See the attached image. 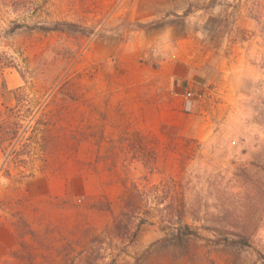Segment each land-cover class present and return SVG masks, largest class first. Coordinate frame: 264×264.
<instances>
[{
	"label": "rangeland",
	"instance_id": "rangeland-1",
	"mask_svg": "<svg viewBox=\"0 0 264 264\" xmlns=\"http://www.w3.org/2000/svg\"><path fill=\"white\" fill-rule=\"evenodd\" d=\"M133 1L0 0V264H264V0ZM185 28L210 64L178 116L164 67L201 53L157 43Z\"/></svg>",
	"mask_w": 264,
	"mask_h": 264
},
{
	"label": "crops",
	"instance_id": "crops-1",
	"mask_svg": "<svg viewBox=\"0 0 264 264\" xmlns=\"http://www.w3.org/2000/svg\"><path fill=\"white\" fill-rule=\"evenodd\" d=\"M194 0H134L132 7L133 17L139 21H153L161 20L167 17L170 13H175L178 16L186 10L188 4ZM167 31V36L170 37L167 41L159 39L157 44L167 48L170 51L186 52L193 50L201 53L198 58V63L190 62L186 57L178 56L164 67V82L162 86L166 89V101L165 106L171 113L181 116V109L184 104V100L188 98L184 91L185 80L189 77H194L195 74L202 72L206 66L210 64V49L204 42L196 41L192 39L193 36L188 29H183L180 33L174 31ZM171 33V34H170ZM164 33H160V36H166ZM157 40V38H155ZM158 40V41H159ZM150 43V41H148ZM195 66V68H194ZM197 66V69H196ZM10 87L9 82L0 79V102H2L7 108L14 107L16 99L15 92ZM15 90V89H14ZM201 97L200 94H198ZM204 115L209 114V110L201 111ZM205 118V117H203ZM10 243L8 248L11 249L16 243L15 239L9 234ZM1 252V246H0Z\"/></svg>",
	"mask_w": 264,
	"mask_h": 264
},
{
	"label": "trees",
	"instance_id": "trees-1",
	"mask_svg": "<svg viewBox=\"0 0 264 264\" xmlns=\"http://www.w3.org/2000/svg\"><path fill=\"white\" fill-rule=\"evenodd\" d=\"M65 24L66 26H73L72 23H60L57 22L53 25L47 26V25H41L39 27L40 30L44 31V32H59L61 31V25ZM17 108V106L15 107ZM13 108V109H15ZM9 111H12V109H9ZM137 207V203L135 201H133L132 198H128L124 201V212H122L120 214L119 217L116 218V228H120V225L123 221V219L127 216L128 212L132 210V212H136L135 208Z\"/></svg>",
	"mask_w": 264,
	"mask_h": 264
},
{
	"label": "built area",
	"instance_id": "built-area-1",
	"mask_svg": "<svg viewBox=\"0 0 264 264\" xmlns=\"http://www.w3.org/2000/svg\"><path fill=\"white\" fill-rule=\"evenodd\" d=\"M186 94H187V96H191V92L190 91H188Z\"/></svg>",
	"mask_w": 264,
	"mask_h": 264
}]
</instances>
